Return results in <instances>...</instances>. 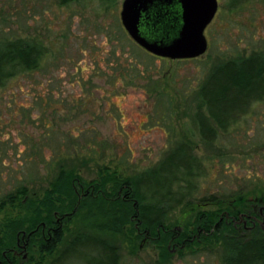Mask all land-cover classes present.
I'll return each instance as SVG.
<instances>
[{
  "label": "rangeland",
  "instance_id": "374dc122",
  "mask_svg": "<svg viewBox=\"0 0 264 264\" xmlns=\"http://www.w3.org/2000/svg\"><path fill=\"white\" fill-rule=\"evenodd\" d=\"M122 2L0 0V42L26 40L45 52L39 69L0 87V198L21 184L41 194L61 168L86 181L103 167L134 176L182 142L193 145L201 167L196 198L264 197V100L214 142L201 138L196 117L200 87L216 66L264 53V0H218L205 30L208 49L193 59L140 47L123 26ZM197 202L170 212L172 228ZM20 210L0 209V224ZM68 226L66 241L84 230L78 221ZM111 240L120 264H227L220 243L168 244L163 260L144 235L136 244Z\"/></svg>",
  "mask_w": 264,
  "mask_h": 264
},
{
  "label": "trees",
  "instance_id": "16d2710c",
  "mask_svg": "<svg viewBox=\"0 0 264 264\" xmlns=\"http://www.w3.org/2000/svg\"><path fill=\"white\" fill-rule=\"evenodd\" d=\"M57 1L69 4L76 0ZM102 1L111 6L117 0ZM44 56L40 46L26 40L0 42V87L18 74L39 69ZM199 94L202 103L196 117L200 135L205 142H214L221 133L229 132L253 103L264 100V53L219 64ZM193 148L182 142L156 165L134 176L103 167L97 178L86 181L75 170L61 168L41 194L21 184L0 198L1 210L9 205L21 208L0 224L4 264L14 260L12 251L22 235L29 239L25 264H44L49 256H55L51 264H120L119 247L111 240L117 235L129 237L135 244L142 235L151 236L160 258L167 260L168 244L176 228L181 232L178 242L201 229L202 240L188 239L186 246L220 243L227 250V264L264 263L261 227L239 230L232 222L218 223L226 210L250 208L247 198L240 194L195 197L201 167ZM196 199L179 226L172 228L170 212ZM73 221L81 222L86 231L78 230L66 241L68 225Z\"/></svg>",
  "mask_w": 264,
  "mask_h": 264
},
{
  "label": "water",
  "instance_id": "95a60500",
  "mask_svg": "<svg viewBox=\"0 0 264 264\" xmlns=\"http://www.w3.org/2000/svg\"><path fill=\"white\" fill-rule=\"evenodd\" d=\"M218 0H123L121 20L131 38L164 58L193 59L208 49L205 34Z\"/></svg>",
  "mask_w": 264,
  "mask_h": 264
},
{
  "label": "flooded vegetation",
  "instance_id": "af4514ba",
  "mask_svg": "<svg viewBox=\"0 0 264 264\" xmlns=\"http://www.w3.org/2000/svg\"><path fill=\"white\" fill-rule=\"evenodd\" d=\"M250 208H246L243 211H237L236 207L232 210H226L218 218L219 222H232L233 225L239 230H250L254 227H261L264 230V197H251L249 199ZM202 230L198 229L197 233L194 234L191 238L185 236L178 242L181 237V232L178 228L172 231L170 244L174 246L180 245V247L186 246V240L197 239L201 241L202 239ZM145 237V236H144ZM150 239L151 236H150ZM29 239L25 238V235L18 236L16 247L12 251L14 260L11 261L8 259V264H25L26 260L29 257ZM5 254V253H4ZM3 254V255H4ZM5 257L0 255V264H4ZM16 261V262H15Z\"/></svg>",
  "mask_w": 264,
  "mask_h": 264
}]
</instances>
